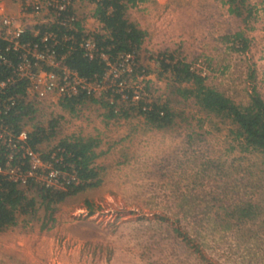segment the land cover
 I'll use <instances>...</instances> for the list:
<instances>
[{
	"label": "rangeland",
	"instance_id": "374dc122",
	"mask_svg": "<svg viewBox=\"0 0 264 264\" xmlns=\"http://www.w3.org/2000/svg\"><path fill=\"white\" fill-rule=\"evenodd\" d=\"M149 1L130 6L126 13L147 32L136 58L143 73L132 72L126 80L128 89L147 103L155 98L169 102L175 123L155 128L139 113L136 99L120 97L115 102L108 90L116 81L94 96L115 102L117 116L112 118L102 103L90 100L74 111L38 110L31 129L36 124L50 130L51 123H57L55 135L40 145L43 152L72 135L99 140L94 167L101 184L57 203L51 218L40 187H23L36 205L18 215L17 225L0 232V264H264V187L244 190L232 181L231 161L242 154L234 148L238 143L230 122L184 101L175 93L170 73H163L156 62L160 53H173L203 73L208 85L245 104L253 84L264 97V32L261 37L254 30L244 33L256 37L246 52L240 50V40L225 44L220 37L244 23L238 19L230 29L234 24L227 6L220 3L216 31L226 34L216 44L210 40L214 30L205 29L202 22V40H194V30L170 25L172 16L166 19L162 9L154 10L153 23L158 24L152 26L145 5ZM249 2L256 13L249 27L264 25V0ZM91 8L76 10L89 29L98 26L88 20ZM251 195L261 202L257 218L228 228L216 225V206Z\"/></svg>",
	"mask_w": 264,
	"mask_h": 264
},
{
	"label": "trees",
	"instance_id": "16d2710c",
	"mask_svg": "<svg viewBox=\"0 0 264 264\" xmlns=\"http://www.w3.org/2000/svg\"><path fill=\"white\" fill-rule=\"evenodd\" d=\"M144 0H101L99 1L95 15L103 23V31L95 33L98 48L106 53L112 64L118 63L121 55L134 53L137 58L139 50L147 36V32L136 22L128 19L126 13L130 5ZM248 0H230L234 10L232 12L242 15V10L247 13V18L253 16L254 11ZM58 34L59 43L56 50L60 55L66 56V62L70 68L82 77L92 82H102L109 69L107 61L100 56L90 59L85 55L81 43L84 32L78 22L74 28L51 26ZM65 35L70 36L69 41L63 40ZM230 39V38H229ZM233 41H242L244 46L240 49L246 52L248 41L242 33H237ZM234 44V43H233ZM138 61V60H137ZM156 62L162 72L170 73V79L174 91L184 101L194 104L199 110L206 112L231 124V133L234 135L242 156L235 157L230 164L233 169V182L239 183L238 188H263L264 187V97L258 87L253 84L248 90L249 100L247 103H238L218 88L207 84V77L200 71L194 69L193 65L185 59H178L173 53L162 52L158 55ZM139 65V66H138ZM139 62L136 63L135 72L143 73ZM148 74V71H147ZM120 81V80H118ZM109 84V83H108ZM151 81H147L146 88L150 90ZM116 87H110L108 94H114V101L121 96L115 93ZM130 97L132 90H128ZM104 97L95 98L85 94L63 102L64 108L73 109L75 106L90 100L100 102L108 109V118L117 116L115 102L104 100ZM113 102V103H112ZM139 113L143 114L148 123L153 127L162 129L175 123L176 113L169 102L153 99L147 103L144 97L135 102ZM146 108V109H144ZM32 108H27L24 114H33ZM126 116L127 113H126ZM48 130L41 125H34L30 132V143L33 148L40 145L55 135L53 126ZM49 131V132H48ZM99 140L95 137L68 136L59 141L55 149L44 153L47 160H51V153L57 151V157L63 158L61 168L75 172L79 183L71 182L65 190L40 188L43 205L50 212L49 218L54 213L55 205L63 202L69 196H75L88 188L97 187L101 184L99 171L94 167L95 160L99 157L97 148ZM245 163V164H244ZM246 165V166H244ZM260 171V172H258ZM232 174V170H231ZM35 186L31 182L30 186ZM260 203L255 195L241 198L232 203L216 206L217 213L213 218L216 225L224 228L232 225H243L249 220L255 219L260 214ZM36 205L35 198H29L22 188L12 181H4L0 188V232L17 225L19 214H28Z\"/></svg>",
	"mask_w": 264,
	"mask_h": 264
},
{
	"label": "built area",
	"instance_id": "2783aa9c",
	"mask_svg": "<svg viewBox=\"0 0 264 264\" xmlns=\"http://www.w3.org/2000/svg\"><path fill=\"white\" fill-rule=\"evenodd\" d=\"M99 1L0 0V188L4 181L20 188L33 181L40 188L55 190L79 183L75 172L70 174L59 166L63 158L57 157V151L47 160L46 152L32 147L30 127L38 110L63 107V102L83 94L94 97L110 81H116L121 98L135 102L142 98L134 89H130V97L126 80L135 70L136 55H121L118 63L112 64L97 46L94 34L104 27L95 15ZM144 1L130 6H140ZM88 5L92 7L88 20L98 23L93 29L80 22L76 12L78 6ZM78 22L84 32L81 47L85 55L90 59L100 56L109 65L102 82L89 81L72 70L66 56L56 50L58 34L48 30L53 25L74 28ZM63 40L69 41L70 36ZM27 108L35 112L24 114Z\"/></svg>",
	"mask_w": 264,
	"mask_h": 264
},
{
	"label": "crops",
	"instance_id": "0c3cea01",
	"mask_svg": "<svg viewBox=\"0 0 264 264\" xmlns=\"http://www.w3.org/2000/svg\"><path fill=\"white\" fill-rule=\"evenodd\" d=\"M220 3L222 5L227 6L228 15L230 16L231 23L234 24V27H231L230 29L235 28V23H238L239 21L238 19H240V21H243L244 23L242 25L243 28L240 29L239 27H237L236 32L235 30H231L230 32H227V34L224 32L217 33L216 30H218L219 24H218L216 12L218 11ZM247 3L251 5L249 0L247 1ZM145 5H146V8H148V11L150 12V14L152 15V18L154 17L156 10L162 9V12L167 11L165 14L166 19L169 15L172 16V20L169 22L170 25H172L173 23L175 24L180 23L181 27L189 29V30H194V33L192 34L194 36V40H197V38L200 39V41L202 40L201 38V36H203L201 32V30H203V27L201 25L202 22L205 23V26H206L205 29L208 27L207 29H210L211 31L214 30L212 34H215V35L214 37L210 38V40L214 41L216 44H218L219 36L223 34H226V35L221 36L220 39L225 44H227L228 42H233L232 38L237 33H242L244 35V33L247 32V34L245 33V35L248 36V33L254 30V31L259 32L260 37H261L264 32V25L257 27V22L253 28L249 27V23L251 22L250 20L256 18L255 12L252 17L247 18L246 11L241 9L243 14L240 16L237 13L232 12V10H234V6L232 7L230 0H152V1L147 2ZM252 9L254 11L253 7ZM173 16H174V19H173ZM153 20L155 19L154 18L152 19V26H155L156 24H158V23L154 24ZM175 26L179 28V26L177 25ZM196 30H200V32H196ZM257 32H254L253 34ZM247 36H245V38L247 39L248 44L250 43V41L252 42L253 40L256 39V37H252L251 35L249 36L250 38H248ZM258 37L259 36H257V38ZM211 43L212 45L216 46V44H214L213 42Z\"/></svg>",
	"mask_w": 264,
	"mask_h": 264
}]
</instances>
